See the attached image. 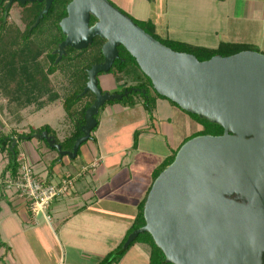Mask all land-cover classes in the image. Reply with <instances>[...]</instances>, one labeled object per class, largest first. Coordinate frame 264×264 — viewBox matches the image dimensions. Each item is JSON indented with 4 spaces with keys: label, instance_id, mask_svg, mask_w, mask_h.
I'll return each mask as SVG.
<instances>
[{
    "label": "water",
    "instance_id": "water-1",
    "mask_svg": "<svg viewBox=\"0 0 264 264\" xmlns=\"http://www.w3.org/2000/svg\"><path fill=\"white\" fill-rule=\"evenodd\" d=\"M6 1L9 8L15 0ZM17 1H45L31 28L54 2ZM91 16L97 22L90 26ZM60 26L65 39L53 51L57 62L68 47L82 50L97 36L105 40L104 61L88 70L81 93L90 91L95 99L72 150L62 149L47 130L33 134L61 157L76 158L106 102L139 90L110 93L99 85V74L109 72L119 57L118 46L136 59L158 94L223 128L222 134L196 135L182 143L148 191L145 224L128 235L123 248L147 232L166 263L264 264V53L248 49L200 61L163 44L110 0H71Z\"/></svg>",
    "mask_w": 264,
    "mask_h": 264
},
{
    "label": "crops",
    "instance_id": "crops-1",
    "mask_svg": "<svg viewBox=\"0 0 264 264\" xmlns=\"http://www.w3.org/2000/svg\"><path fill=\"white\" fill-rule=\"evenodd\" d=\"M147 2L151 7L144 20H151L155 30L167 39L176 38L174 28H183L191 31H183L177 40L194 45H264V0ZM174 13L187 21L176 25ZM145 108L142 103L127 106L115 102L104 106L92 132L95 140L84 143L74 159L61 157L40 139L16 140L20 149L18 161L26 159L40 180L57 183L68 176L74 178L73 188L55 198L46 213H34L30 201L21 197L14 186H8L10 172L4 179L2 175L9 156L0 152V264H97L122 243L154 181V169L173 150H178L192 127L196 132L201 130L200 123L168 99L157 98L150 118ZM65 116L58 125H33L22 120L10 124L11 129L0 125V130L9 132L15 128L23 132L28 127L49 125L64 139L66 135L60 137L59 129L62 123L68 126ZM136 130L139 141L133 145ZM172 133L175 136L170 140ZM169 141H174L173 145ZM160 143L167 144L170 152H163L150 168L147 165L143 169L141 157L155 152ZM127 263L149 264L146 245L134 244L118 264Z\"/></svg>",
    "mask_w": 264,
    "mask_h": 264
},
{
    "label": "trees",
    "instance_id": "trees-1",
    "mask_svg": "<svg viewBox=\"0 0 264 264\" xmlns=\"http://www.w3.org/2000/svg\"><path fill=\"white\" fill-rule=\"evenodd\" d=\"M70 1L54 0L49 12L44 15L37 26L31 28L40 11L44 8V3L38 1L26 2L24 4L19 1L13 3L12 7L19 10L21 25H23L21 27L20 24L9 20L10 8L6 7L7 1L0 0V91L15 102L18 111L31 103H38L37 109H41L46 104L59 98V93L55 89L51 75L62 69L63 73L65 72L68 76L67 88H65L63 94V106L66 112V119L71 123V130L64 139H60L49 125H43L38 128L28 127L23 132H18L16 129H12L9 132L0 130V152H6L9 156V164L4 169L3 179L8 171L12 178H16L19 173L18 158L20 149L18 148L19 144L15 140H30L34 138V133H41L47 130L55 136L56 142L62 145V149L71 151L76 139L83 135L81 127L85 123L84 115L86 109L93 103L95 95L90 91L84 95H81V93L88 80V69L94 63L103 59L101 50L102 39H96L91 45L82 50L68 47L66 54L58 62L56 61L57 55L53 51L65 38L60 21L67 15V5ZM148 1L152 2L154 0ZM146 23L152 32L143 26L140 27L158 39L153 33L155 31L154 23L151 20L146 21ZM162 43L175 51L194 54L200 61L210 59L216 54L228 56L250 49L245 43L232 42H222L217 48L194 45L173 39H167L166 42ZM119 52L123 59L122 61L115 62L109 72L124 76L132 81V85L126 86L115 93L131 88H138L139 90H133L121 100L108 101L104 106L115 102L127 106L142 103L149 113L152 114L157 98H167L156 92L150 78L143 73L136 59L123 46L119 47ZM63 65L66 66L67 70L63 69ZM89 94L92 95L91 99L84 101V98L89 96ZM44 96H47L48 100L40 102V99ZM169 101L173 105H177L175 102ZM104 106L100 108L99 113L96 115L97 125L92 132L96 130L100 122V116L98 117V115L101 114ZM2 109L0 105V110ZM189 114L202 125V129L197 131L194 136L223 133V128L220 125L200 118L196 114ZM90 139L95 140L93 134H91ZM42 141L49 146L46 140L42 139ZM79 151L80 148L78 153ZM175 154L176 152L168 155L154 169V179L174 160ZM54 163L55 161L51 165H54ZM145 200L146 197L141 201L139 213L122 243L116 249L106 254L97 264H118L126 252L136 243H142L148 247L149 264H172L165 262L164 253L156 246L152 236L147 232L139 233L127 248H123L128 235L145 224L143 217Z\"/></svg>",
    "mask_w": 264,
    "mask_h": 264
},
{
    "label": "rangeland",
    "instance_id": "rangeland-1",
    "mask_svg": "<svg viewBox=\"0 0 264 264\" xmlns=\"http://www.w3.org/2000/svg\"><path fill=\"white\" fill-rule=\"evenodd\" d=\"M110 2H112V4L115 5L116 7L120 8L124 13L131 16V18L137 24H139L140 26H143L147 30H150V28L148 27V24L146 23V20H144V17L149 15L150 4H148L147 0H110ZM174 16H175L174 17V23L178 26H182L183 22L187 21L185 19L183 20L182 18H180L176 13H174ZM9 20L12 22H16L17 24L21 25L20 13H19V10L17 8H13L11 10V17H9ZM21 27H23V25H21ZM186 30L191 31L190 29L174 28L173 31L176 32V34H175L176 38H173V40H175V39L177 40L180 37H182L183 36L182 32L186 31ZM153 33L158 37V39L160 41L166 42L167 38L164 37L162 32L160 34V33H158V31L155 30ZM195 38H196V36L193 38V40H196ZM245 44H247L249 46V48H250L249 50H254V51L264 53V45H258L256 43H245ZM63 69L67 70L66 66L63 65ZM61 70L56 71V73L51 75V79L54 83L55 89L59 93V98L56 99L55 101H52L49 104H46L44 106V107H46L45 109L36 111V110H38L37 109L38 103H31L30 105L26 106L24 109L21 108V110L19 109L20 111H18V108H17V105L15 104V102H13L9 98V96L4 95L2 93V91H0V105L3 108L2 110H0V123H1L0 125H2V127L4 129H11L10 124H13V123L15 124L16 122H17L16 124H18L20 122L22 123V120L23 121L25 120L26 123H31L33 125H40V124H44V123H50L52 125H58L59 121L63 120L64 116L66 115V112H65V109L63 106V96H64L63 94H64L65 88H67V84H68V76H67V74H65V72L63 73V70L62 71ZM99 85L103 91L115 93L116 91H120L121 88L132 85V81L128 80L124 76H121L120 74H116L114 72H106V73L102 72L99 74ZM91 97H92V95L89 94V96L84 98V101L90 100ZM47 100H48V97L44 96L43 98L40 99V102L47 101ZM145 109H146V111H148L147 108H145ZM34 111H36V112H34ZM147 113L149 114V115H147L148 118L152 117V114L149 113V111ZM99 116L100 115H98V117ZM64 121L67 122L68 126H64V124L62 123V127L59 129L60 137L67 135L71 130V123L69 122V120L66 119V116H65ZM17 128L21 129V127H17ZM194 128L195 127L191 128V133L189 135V138L193 137L194 134L196 133V131H194ZM198 128L202 129V125L200 124V126H198ZM13 129H15V128H13ZM137 132H138L137 130L134 132L133 145H135V143L137 144V142L139 141ZM174 136L175 135L172 133L169 136L170 140ZM173 143H174V141L173 142L169 141V144L173 145ZM155 148H156L155 152H151V154H148V155L143 154V156L141 157L140 160H141V164H142L143 169H145V167L147 165L150 168L152 166V161L154 163V161L159 160L161 158V154H163V152H165V153L170 152V149H168L170 147L164 143H160ZM174 152H177V150H173L171 154H173Z\"/></svg>",
    "mask_w": 264,
    "mask_h": 264
},
{
    "label": "built area",
    "instance_id": "built-area-1",
    "mask_svg": "<svg viewBox=\"0 0 264 264\" xmlns=\"http://www.w3.org/2000/svg\"><path fill=\"white\" fill-rule=\"evenodd\" d=\"M7 184L9 187L14 186L21 197L30 201L34 213H46L49 204L55 198L69 193L73 188L74 178L68 176L57 183L44 182L35 175L31 164L26 159H22L19 162L17 177L9 178Z\"/></svg>",
    "mask_w": 264,
    "mask_h": 264
},
{
    "label": "flooded vegetation",
    "instance_id": "flooded-vegetation-1",
    "mask_svg": "<svg viewBox=\"0 0 264 264\" xmlns=\"http://www.w3.org/2000/svg\"><path fill=\"white\" fill-rule=\"evenodd\" d=\"M15 1H17V0H15ZM15 1H13V2L11 3L10 7H9V8H10V12H9V14H10L9 16H10V17H11V10L13 9L12 6H13V3H14ZM42 3H44V5H45V1H43ZM119 9H120V8H119ZM120 10H121V9H120ZM121 11H122V10H121ZM122 12H123V11H122ZM123 13H124V12H123ZM125 14H126V13H125ZM126 15H127V14H126ZM128 16H129V15H128ZM130 17H131V16H130ZM96 22H97V19H96L95 17L91 16L90 21H89V25L91 26V25L95 24ZM99 38H100V37H98V36L95 37V38L93 39V42H94L96 39H99ZM64 39H65V38H64ZM100 39H102V38H100ZM93 42H92V43H93ZM104 42H105V40L102 39L101 50H102V45L104 44ZM119 47H120V46H118L119 57L116 58V60L114 61V63L117 62V61H122V59H123V58L121 57V55H120ZM56 55H57V54H56ZM102 55H103V53H102ZM57 56H58V55H57ZM103 61H104V56H103V59H102L101 61L97 62V63H101V62H103ZM114 63H113V65H114ZM94 64H96V63H94ZM94 64H93V65H94ZM90 68H91V67H90ZM90 68H89V69H90ZM89 69H88V70H89Z\"/></svg>",
    "mask_w": 264,
    "mask_h": 264
}]
</instances>
